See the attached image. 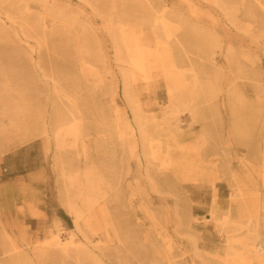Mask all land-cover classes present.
<instances>
[{
  "label": "rangeland",
  "instance_id": "rangeland-1",
  "mask_svg": "<svg viewBox=\"0 0 264 264\" xmlns=\"http://www.w3.org/2000/svg\"><path fill=\"white\" fill-rule=\"evenodd\" d=\"M0 264H264V0H0Z\"/></svg>",
  "mask_w": 264,
  "mask_h": 264
},
{
  "label": "bare ground",
  "instance_id": "bare-ground-1",
  "mask_svg": "<svg viewBox=\"0 0 264 264\" xmlns=\"http://www.w3.org/2000/svg\"><path fill=\"white\" fill-rule=\"evenodd\" d=\"M56 241H57V238H56Z\"/></svg>",
  "mask_w": 264,
  "mask_h": 264
}]
</instances>
